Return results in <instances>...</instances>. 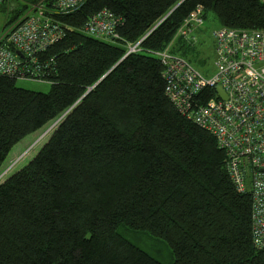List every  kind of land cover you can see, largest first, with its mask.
<instances>
[{"label":"trees","instance_id":"1","mask_svg":"<svg viewBox=\"0 0 264 264\" xmlns=\"http://www.w3.org/2000/svg\"><path fill=\"white\" fill-rule=\"evenodd\" d=\"M200 6L205 21L212 12L219 26L264 29V0H86L54 15L65 35L39 57L48 92L0 76V171L20 141L62 118L0 181V264H163L123 225L166 241L171 264H264L251 192H237L214 136L176 111L152 54L171 47L195 64L200 41L177 34ZM103 9L122 18L119 39L84 32Z\"/></svg>","mask_w":264,"mask_h":264},{"label":"built area","instance_id":"2","mask_svg":"<svg viewBox=\"0 0 264 264\" xmlns=\"http://www.w3.org/2000/svg\"><path fill=\"white\" fill-rule=\"evenodd\" d=\"M85 1L53 0L48 7L47 0H26L29 11L16 19L0 11L3 17L0 21V76L16 81L50 82L45 78L48 66L39 57L65 35V29L54 20V15L75 11ZM4 2L0 0V9ZM204 11L203 7H197L177 36L189 43H198L197 29L206 22ZM122 24L121 17L103 9L91 17L83 30L98 39L114 40L120 38L118 28ZM211 36L214 73L210 75L187 58L173 53L171 47L152 54L163 66L165 95L176 111L214 136L218 147L226 154V170L237 192H251L252 241L257 249L263 250L264 29L219 26ZM143 40L129 45L127 54L137 53ZM61 119L50 130H54ZM5 174L0 176V181Z\"/></svg>","mask_w":264,"mask_h":264},{"label":"rangeland","instance_id":"3","mask_svg":"<svg viewBox=\"0 0 264 264\" xmlns=\"http://www.w3.org/2000/svg\"><path fill=\"white\" fill-rule=\"evenodd\" d=\"M23 4L27 6L26 0H5L0 11L5 12L10 18L16 19L29 11L28 6L24 8L23 11L21 10L22 6H24ZM1 20H3V17L0 14V21ZM217 28H219V22L215 14L210 12L206 22L197 29L200 44H198L199 46L194 53L195 64L190 61L195 67L207 75L214 73V42L211 38V33ZM17 86L38 92H48L51 83L48 81L19 80L17 81ZM54 123L55 122L49 123L40 130L29 134L13 148L0 171V176L6 173L2 180L22 169L37 155L50 138L53 131L50 129ZM118 231L131 243L141 248L161 263L171 264L174 262L175 257L173 251L169 244L163 239L154 237L148 232L133 230L125 225L120 226Z\"/></svg>","mask_w":264,"mask_h":264},{"label":"water","instance_id":"4","mask_svg":"<svg viewBox=\"0 0 264 264\" xmlns=\"http://www.w3.org/2000/svg\"><path fill=\"white\" fill-rule=\"evenodd\" d=\"M18 54H20V53L18 52ZM128 55H129V54H126V56H128ZM126 56H125L124 58H126ZM122 60H123V59H122ZM99 82H100V81H99ZM99 82H98V83H99ZM98 83H97V84H98ZM97 84H96V85H97ZM96 85H95V86H96ZM95 86H94V87H95ZM94 87L90 88V89L85 93V95L83 96V98H84L85 96H87V95L89 94V92H91V90H93ZM218 91L223 95L224 98H226V95H225V93L223 92V90H222L221 87H218Z\"/></svg>","mask_w":264,"mask_h":264}]
</instances>
